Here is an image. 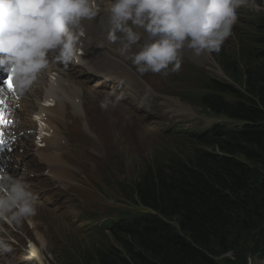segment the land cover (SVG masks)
I'll use <instances>...</instances> for the list:
<instances>
[{
	"label": "rangeland",
	"instance_id": "obj_1",
	"mask_svg": "<svg viewBox=\"0 0 264 264\" xmlns=\"http://www.w3.org/2000/svg\"><path fill=\"white\" fill-rule=\"evenodd\" d=\"M256 3L260 6V11L247 6L236 10L237 16L231 35L219 51L208 52L205 57L206 53H203L192 58L182 50L179 70L172 71L169 67L167 76L159 73L141 74L130 59L119 56L146 82L142 83L146 93L139 95L129 85H117L119 89L116 93L121 95L122 99L114 107H100V101L106 94L98 93L97 104L92 102L98 88H94L87 69L79 67L63 74L65 79L72 82L71 86H67L70 87L72 96L77 94L75 91L71 93L76 86H82L83 91L78 93L81 95L79 108L67 103L68 115H63L61 121L64 146L59 157L63 167L58 173L62 178L51 188L52 194L44 203L47 210L45 206L41 207L40 213L48 215L40 217L41 221L35 216L36 212L31 214L37 225V230L33 233L38 254L30 253L32 249L28 248V232L32 229L25 219L17 223L19 229L0 227V233L3 232L11 243V252L0 255L4 257L3 264H61L60 261L65 257L63 251L73 249L74 253L69 252L73 254L72 258L63 262L70 264L69 260L76 262L87 259L90 254L96 257L98 250L104 251L112 246L122 248L109 232H103L96 238L76 235L75 225L84 223V204H90V209L104 215H119L120 212L113 210V207L119 208L121 212L127 209L141 210V205L132 200L136 198L132 185L140 182L148 167L167 162L177 155L190 157L196 148L205 147L198 140L199 132L215 122H235L227 115L215 113L200 102L184 99L173 91L182 88L211 89L212 85L206 86L208 77L226 79L220 62L224 55L220 51L224 48L225 53L235 56L241 46L238 40L252 44L250 38L256 25H249L245 18L248 13H255L257 17L264 18V0H256ZM235 26L240 27L241 31L235 30ZM158 81L163 82L166 92L157 84ZM97 84L108 86L106 82L98 81ZM135 88L141 90L138 86ZM124 92L132 101L141 98V102L133 103V112L131 105L124 101ZM152 94L154 95L151 98ZM121 109H126L127 112L124 113ZM121 113H124L123 116ZM172 123L181 130L169 133L164 129L167 124ZM79 140L82 141L81 147ZM54 203H57V206L51 205ZM37 206L35 211L39 207ZM236 242L234 240L231 243L234 249L216 257L217 264H264V224L256 230L241 232L240 243ZM20 248L24 253L20 256L14 254V251ZM227 253L230 255H226Z\"/></svg>",
	"mask_w": 264,
	"mask_h": 264
},
{
	"label": "trees",
	"instance_id": "obj_2",
	"mask_svg": "<svg viewBox=\"0 0 264 264\" xmlns=\"http://www.w3.org/2000/svg\"><path fill=\"white\" fill-rule=\"evenodd\" d=\"M248 14L256 25L252 44L238 40L235 56L220 51L226 79L208 77L211 89L175 92L241 123H216L199 132L205 147L190 157L148 167L132 185V200L141 210L113 207L120 216L100 231L112 234L123 249L112 246L70 264H217V256L234 249V240L240 243L241 232L262 227L264 18ZM69 252L74 250L63 251L61 264L72 258Z\"/></svg>",
	"mask_w": 264,
	"mask_h": 264
},
{
	"label": "clouds",
	"instance_id": "obj_3",
	"mask_svg": "<svg viewBox=\"0 0 264 264\" xmlns=\"http://www.w3.org/2000/svg\"><path fill=\"white\" fill-rule=\"evenodd\" d=\"M241 6L261 10L256 0H0V67H5L16 87L25 91L51 65L67 67L78 62L86 22L101 17L106 39L118 46L120 54L130 59L139 73L167 76L169 67L172 71L179 70L184 48L197 55L219 51L231 35L236 10ZM234 28L241 31L240 27ZM134 45L138 50L132 51ZM126 85L132 88L129 81ZM124 93V101L133 112V103L141 102V98L132 101ZM121 99V95L111 90L100 101V107H114ZM234 121L215 122L208 128L216 123H241ZM36 203V195L22 176L0 170V219L19 222L34 213ZM8 247L6 239L0 238V250ZM0 258L3 264L4 257Z\"/></svg>",
	"mask_w": 264,
	"mask_h": 264
},
{
	"label": "bare ground",
	"instance_id": "obj_4",
	"mask_svg": "<svg viewBox=\"0 0 264 264\" xmlns=\"http://www.w3.org/2000/svg\"><path fill=\"white\" fill-rule=\"evenodd\" d=\"M184 50V52H185V55H187V56H190V57H192V58H195V57H198V56H200L201 54H203V53H206L205 55H204V57L205 56H207L208 55V52L207 51H205V52H202L201 54H199V55H197L196 53H194L192 50H190V49H188V48H184L183 49ZM93 58H96V55H93ZM87 66L89 67V69H90V73L92 72V71H95V69H96V71H98L100 74H98L96 77H98V76H102L101 77V80H99V82H106V83H109V80L111 79V81H112V83H115L116 85H121L120 83H118L119 81H123L124 82V79H123V76L119 73V72H117L116 70H114V69H116L117 67H113V66H110L109 68H104V69H102V65H101V63H97V64H95V66H94V64L91 66V60H89L88 62H87ZM135 70V69H134ZM119 71H122V68H119ZM137 72V71H136ZM103 76H110V79H106L105 77H103ZM107 78H109V77H107ZM60 81V78L58 77V80L57 81H55V82H52V84H54L55 85V83L57 84L58 82ZM129 82H131L132 83V86H138V88H140L141 90H139V92L141 91V92H143L144 90L142 89V87L141 86H139L138 85V83H137V81H136V79L131 75L130 76V78H129V80H128ZM44 79H42L40 82H39V84H38V86L36 87V90H35V92L33 91L31 94H32V96H35V94L36 93H40L42 90H44L45 92H46V90L45 89H43V88H41V86L44 84ZM123 84V83H122ZM123 86V85H122ZM126 86V85H125ZM64 91V88H61V92H63ZM68 93V92H67ZM49 95H51V96H54L53 94H51V93H47L45 96H49ZM57 99H58V101H57V103H56V106H55V108H48V107H45V106H43V104H42V101H41V103L39 104V108H40V112H42V111H47V116L50 118V120L51 121H59V118H60V115H63V114H61V112H63V107L61 108V105H63L65 102H68L69 100H70V94L68 93V94H66V95H62L61 94V97H59L58 98V96H57ZM22 104H23V107H25V105H24V101L22 102ZM88 105V104H87ZM40 112H38V113H40ZM23 114H24V116H26L28 119H31V120H34V115L33 116H28V112L25 110V111H23ZM122 114V113H121ZM124 114V113H123ZM123 114H122V116H123ZM100 115V114H99ZM130 115V114H129ZM131 120V119H130ZM108 122V121H107ZM97 123V122H96ZM126 123V125L128 124V121L127 122H125ZM132 123V122H131ZM112 126V125H111ZM158 126V125H157ZM131 127V126H130ZM109 128V127H108ZM111 129V128H110ZM112 130V129H111ZM56 131V136H55V138L56 139H58V145H60L61 144V137L59 136V133H58V131L57 130H55ZM110 131V130H109ZM113 131V130H112ZM162 132V131H161ZM49 137V138H48ZM23 138H25V137H23ZM46 138H48V139H50V134H48L45 138H43V140L45 141L46 140ZM50 140H53V138H51ZM93 144V143H92ZM35 145H36V147H38L39 149L41 148V146H39L36 142H35ZM40 152L43 154V151H42V149H40ZM14 158V157H13ZM100 158V157H99ZM56 163H57V168L58 169H60L61 167H63V165H62V163H61V161L59 160V159H57L56 158ZM10 167H8L7 168V170L9 169ZM44 205H42L41 207H43ZM38 207V206H37ZM48 214L47 213H45L44 215L43 214H41L40 212L38 213V215H37V217H43V216H47ZM36 216V215H35ZM34 216V217H35ZM27 220L29 221V223L31 222V223H36L35 222V220H33V217L32 216H27ZM34 221V222H33ZM35 226H37V225H35ZM12 240V239H11ZM94 240V239H93ZM20 241V240H19ZM87 243V242H86ZM32 249L35 251V254H38V249H37V247H35L34 245H32ZM40 252V251H39ZM40 254V253H39ZM3 259L2 258H0V261H2Z\"/></svg>",
	"mask_w": 264,
	"mask_h": 264
},
{
	"label": "snow or ice",
	"instance_id": "obj_5",
	"mask_svg": "<svg viewBox=\"0 0 264 264\" xmlns=\"http://www.w3.org/2000/svg\"><path fill=\"white\" fill-rule=\"evenodd\" d=\"M4 85L7 87V89L9 91L15 92V85L13 83V77L11 76V74H9V76L4 81ZM0 90H2V89H0ZM3 102H4L3 100H0V104H2ZM45 103L49 104V103H52V102L51 101H45ZM36 119H40V117H36ZM37 142H38V144L40 143L39 140ZM5 143H7V141L3 139V132L0 131V145H3Z\"/></svg>",
	"mask_w": 264,
	"mask_h": 264
}]
</instances>
